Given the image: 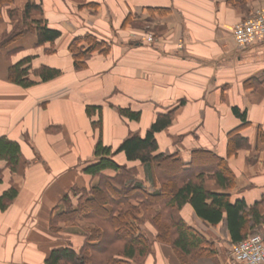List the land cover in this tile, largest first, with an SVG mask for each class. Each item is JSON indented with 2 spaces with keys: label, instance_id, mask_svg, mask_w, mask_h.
<instances>
[{
  "label": "crops",
  "instance_id": "crops-1",
  "mask_svg": "<svg viewBox=\"0 0 264 264\" xmlns=\"http://www.w3.org/2000/svg\"><path fill=\"white\" fill-rule=\"evenodd\" d=\"M27 1L15 0L11 8ZM36 1L62 35L51 54L32 34L0 49V137L21 147L12 182L18 195L0 210V264H44L57 246L48 229L52 209L74 186L91 183L82 165L93 159L98 133L92 122L98 115L90 118L88 106L102 107L103 142L113 148L129 132L145 135L159 114L172 112L169 127L156 134L160 152L178 153L188 163L193 150L210 151L227 160L236 178L232 201L251 206L264 200V40L244 49L233 40L234 26L264 0ZM90 33L106 41L110 52L93 54L86 69L76 70L69 45ZM28 56L32 70L46 66L62 75L44 83L34 79L38 84L28 88L11 83L9 67ZM236 107L246 112L245 122L234 115ZM119 108L140 112V120L122 118ZM236 129L248 147L228 157V136ZM116 159L138 166L144 178L142 166L122 154ZM4 168L0 164V195L11 187ZM205 187L223 192L214 180ZM182 216L213 242H230L222 225L204 222L191 206ZM261 230L264 238V224ZM153 250L145 264H181L170 247L156 242ZM219 258L235 264L220 250Z\"/></svg>",
  "mask_w": 264,
  "mask_h": 264
},
{
  "label": "trees",
  "instance_id": "trees-1",
  "mask_svg": "<svg viewBox=\"0 0 264 264\" xmlns=\"http://www.w3.org/2000/svg\"><path fill=\"white\" fill-rule=\"evenodd\" d=\"M14 3L15 0H0V24L14 18L17 12L21 14L13 28L2 32L0 49L32 34L38 47L50 46L46 54L53 53L62 34L49 26L41 1L28 0L22 8H10ZM109 46L92 33L75 38L69 45L74 68L86 69L87 58L96 53L107 55ZM32 60L28 56L11 65L9 81L28 88L38 84L34 79L44 83L62 75L60 70L46 66L32 70ZM118 112L131 121L141 118L140 112L130 108H119ZM86 113L90 118L98 115V120L92 122L98 133L93 159L82 165V172L91 178V183L88 187L74 186L52 209L48 229L57 237V246L44 264H145L153 255L156 242L170 247L181 264H222L215 242L182 216L188 205L209 225H222L231 246L250 236H262L264 200L251 206L245 200L232 201L229 191L236 186V178L225 158L196 149L190 161L184 163L178 153L159 151L156 134L169 127L172 112L159 114L143 136L129 132L116 148L103 142L102 107L88 106ZM233 113L246 121V112L236 107ZM260 137L263 138L261 131ZM228 139V157L248 147L240 130L232 131ZM20 154L18 142L0 137V164H5L4 170L11 177V187L0 195L3 212L18 195L12 182L20 166ZM121 154L130 164L142 166L144 178L138 166L117 161ZM207 178L214 180L223 192L207 190ZM61 224L80 226L81 231L67 233Z\"/></svg>",
  "mask_w": 264,
  "mask_h": 264
},
{
  "label": "built area",
  "instance_id": "built-area-1",
  "mask_svg": "<svg viewBox=\"0 0 264 264\" xmlns=\"http://www.w3.org/2000/svg\"><path fill=\"white\" fill-rule=\"evenodd\" d=\"M144 39L148 43L154 41L152 35H147ZM233 40L239 49H244L257 41L264 40V5L257 8L249 18L234 26ZM231 260L235 264H263V237L261 235L250 236L232 245Z\"/></svg>",
  "mask_w": 264,
  "mask_h": 264
},
{
  "label": "rangeland",
  "instance_id": "rangeland-1",
  "mask_svg": "<svg viewBox=\"0 0 264 264\" xmlns=\"http://www.w3.org/2000/svg\"><path fill=\"white\" fill-rule=\"evenodd\" d=\"M5 10H8V8H5ZM20 16H21V14L17 12L15 14L14 18H8L6 21H3L0 24V29H2L1 31H8V28L9 29L13 28V25L17 23ZM206 182H207L208 186H212V180L211 179L207 178ZM80 223H82V222H80ZM61 226L63 227V230H65L67 233H78L79 231H81L80 226L79 227L78 226H65L64 224H61ZM63 234L66 235L65 233H63ZM210 237H212V235H210ZM215 245L217 246L218 251L220 250V252H222V254H224L226 256L227 260L231 259V247L232 246H231V243L229 241L222 240L218 244L215 243Z\"/></svg>",
  "mask_w": 264,
  "mask_h": 264
}]
</instances>
